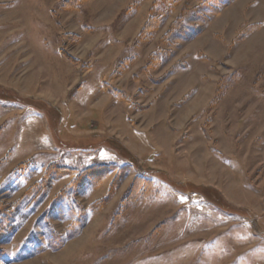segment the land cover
Returning a JSON list of instances; mask_svg holds the SVG:
<instances>
[{"label": "rangeland", "instance_id": "1", "mask_svg": "<svg viewBox=\"0 0 264 264\" xmlns=\"http://www.w3.org/2000/svg\"><path fill=\"white\" fill-rule=\"evenodd\" d=\"M201 4L0 0V264H264V0Z\"/></svg>", "mask_w": 264, "mask_h": 264}, {"label": "trees", "instance_id": "2", "mask_svg": "<svg viewBox=\"0 0 264 264\" xmlns=\"http://www.w3.org/2000/svg\"><path fill=\"white\" fill-rule=\"evenodd\" d=\"M80 1L82 0H79V2ZM163 1L164 3L168 5L167 6L168 8L166 7L167 9L165 10V14L171 11L179 2V0H163ZM198 1L202 3L201 5L203 8H205L204 6H211L212 3L217 2V0H198ZM63 5H64L63 9L65 10H68V9L70 10L73 8L72 7L73 5H71L70 2H66ZM162 19L163 18H160L159 20L157 18L155 19L150 18L147 21V23L144 25L140 36L144 38L147 33H153L154 31L158 30V27ZM129 169H130L129 164H124L118 167L114 164L98 163L95 165H91L83 169L81 172L77 173L75 172V170H71L66 167L49 166L45 170L44 175L42 176V182H48V181L50 182L52 178L57 179V178L64 177V176H71L77 173L75 180H73L68 185L69 188H74V184L78 183V181H79V184L81 182H87L91 185V187H98L99 184L104 180L106 176L110 175L111 172L116 171L115 176L112 180V183L109 187V192L107 196V199H108L114 193L116 187L120 184L121 180L127 175ZM151 185H152V181L150 179H147L142 176H135L133 183L131 185V189L128 195L126 196V198L123 200L122 206L120 208L121 210L119 211V213H122L125 210L126 206L129 205L133 197L136 196V194L139 191L141 190L146 191L150 188ZM107 199H104V201H106ZM94 207H96V204H93L91 206V208H94Z\"/></svg>", "mask_w": 264, "mask_h": 264}]
</instances>
